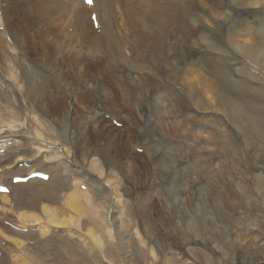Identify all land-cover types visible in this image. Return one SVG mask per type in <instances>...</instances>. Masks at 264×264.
<instances>
[{"label":"bare ground","instance_id":"obj_1","mask_svg":"<svg viewBox=\"0 0 264 264\" xmlns=\"http://www.w3.org/2000/svg\"><path fill=\"white\" fill-rule=\"evenodd\" d=\"M207 1L211 3V7ZM190 5L197 11L196 15ZM257 12L261 13V16H257ZM91 13L96 15L97 29L93 27L90 20ZM246 19L252 22L247 23ZM258 19H264V0H93L92 6H86L83 0H0V151H2L0 153V184L7 186L9 190L8 194H0V232L6 236L4 241L0 234V264H4L3 258L8 255L9 258L14 259L12 262L14 264H24V262L29 264H196L197 262L222 264V260L229 261V264H261L264 260L262 258L264 257V233L258 226H255L257 230L252 238L250 236L249 242H247L248 239L245 240L246 238L241 240L244 242L242 249L248 251L246 257L239 258L238 251L229 238H227L228 246L219 243L220 237L216 229L220 221L217 214L226 213L230 216L229 203L232 207L235 202H224L220 194L217 196V191L210 198L208 195L212 194V191L206 195L207 197L203 194L200 203L195 201L196 204H191L185 214L188 217L189 232L195 233L198 237L204 234L206 228L202 229V226L205 224L207 230L213 229L211 235L218 243L211 246L207 243L208 240L204 239V242H201L207 246L201 247V250L191 247L188 250V247V261L183 260L176 252L178 257L172 256L175 254L172 253L170 245L165 244V246L164 243L158 242L161 240L158 239V235L152 230L153 227L151 228L147 220L152 219L156 206L155 199L161 205L160 208H163L164 204L169 210L174 209L175 206L180 209L184 206L188 208L187 198L189 200L191 198L190 194L188 195V191L191 192L188 190V184L185 188L179 189L175 195L173 190L163 189L164 187L160 186L154 188L155 185H148L150 187L145 194L143 189L128 185L133 175L128 176L129 173L124 174L122 171L136 168V163H128L126 148L123 144L133 156L144 159L147 156L146 147L139 146L136 139L132 138L135 137V131H131L130 139H125L122 135L123 138L121 136L120 140L119 135L113 130H104V128L106 124H109L114 129L124 130L129 127L128 119L135 118V114L131 112L123 122V119L98 109L95 113L101 120L98 122L99 126H96L101 132L103 130L109 132L110 146L105 145L106 147L93 151L95 149H92L94 146L91 148L92 140L89 136L85 138L86 135H82L78 139L76 129H72L75 125L72 113L68 111L59 113L60 103L67 109H74L75 106L80 105L84 108L96 109L97 106L87 99L91 97V93L99 94L107 103L108 101L113 103L116 96L112 95L109 100L110 95L96 87L98 82L94 75L97 83L86 85L87 89H84L83 86L71 84L60 71L49 73L34 66L35 63L32 62V56H35L34 58L59 56L61 60L74 56L75 66L78 69L76 73L80 74L79 64L85 62L79 63L78 61L81 60H78L79 57L105 56V64L113 60L119 71L139 69H134L138 71L136 76L146 83L145 80L148 77H145L143 72L154 65V56H177L175 53L177 47H173L177 43L178 45L185 43V49L191 56H196L199 52L198 54L203 56H219L227 60H236H232L234 64L231 68L232 77L238 74L240 78L248 76L253 79L252 83L245 85L246 95L240 94L237 89L222 95L217 83L213 80L208 81L209 89L207 90H198L184 80L182 90L189 96L196 94L197 100L193 106L200 110L201 114H214L223 109L224 112L219 121L224 125L228 123L225 121L226 113L230 115L229 124L233 127L232 129L229 126L230 138L234 142L244 144L240 148L236 147L237 155L231 152L237 157L234 162L235 167L240 171L244 167L243 171L257 169L258 181L246 182L244 175L238 173L239 170L233 168V165H231L233 169L229 168L232 173L236 172L235 182L237 183H234L229 175L227 180L230 183L233 182V185L237 184L238 191L235 192L242 195L238 197L239 199H245L243 201L245 207L257 204L264 222V145L256 144L253 147V155L257 158V162L250 164L251 166L248 165L253 161L247 151V148H250V144L247 143L249 136L241 127V124L245 125L252 133L264 140V101L255 99L254 95L264 92V72L261 71L264 70V28H261L260 24L253 28L252 24ZM192 24H198L200 29L209 32L211 41L202 37L205 36L204 31L200 32L201 36L194 30L191 35H188V28L191 29ZM198 25L195 29H198ZM258 26L260 29H257ZM223 29H227V35L225 49L222 50L221 42L224 36L221 31ZM171 47L174 48L173 51ZM251 57L253 61H248L246 73H242L239 61L245 62ZM101 61L104 60L101 58ZM31 62L33 65L30 64ZM2 63L5 64L4 67ZM88 63L93 64V61ZM158 66L159 73L164 77L166 72L163 69V61L159 58ZM104 68L102 69L106 71V74L118 73V70H114L112 66L108 68L109 70ZM256 72L260 73V76L253 77ZM110 75L100 79L108 82L100 87L107 92L112 87L120 90L119 93L116 91L117 100L123 102L125 89L122 88L126 86L121 80V84L119 81H113ZM149 76L153 86L147 83L144 84L143 89L165 88L170 84L168 78L156 82L152 74ZM94 79L91 77L88 80L92 83ZM230 81L239 84L235 78H231ZM118 83L123 85L121 89ZM251 95L253 96L250 98ZM143 97L144 92L141 91L138 99ZM161 101L156 97L153 106L159 105ZM117 104L121 108L124 106ZM138 115L142 124L149 123L143 114L138 113ZM113 122L119 123L120 126L115 128ZM2 125L7 127L6 130H2ZM96 126L93 125V127ZM83 129L88 135L90 128ZM198 130L201 131V128ZM224 131L225 129L220 133L223 135ZM185 132L187 133L188 130ZM80 142L81 146L78 148ZM136 149H141V153H135ZM169 151L171 153L173 150ZM219 152L218 150L214 154L217 155ZM175 157L176 153L173 152L168 160L160 164L165 172L171 173L172 166L175 164L172 159L175 160ZM258 164L261 165L259 168H257ZM220 171L221 169L213 170V174L208 171V180L214 183L213 178L222 175L223 172ZM33 172L48 174L49 178L47 181L32 179L26 183L12 184L14 177H26ZM145 175L147 178L148 174L145 173ZM128 186H130L129 193ZM210 187L216 188L215 185ZM228 187L227 184V190ZM231 187L234 188L232 185ZM221 191H223L222 187ZM246 191L253 192V196H248ZM86 197H90V200H84ZM162 198L165 199L164 203ZM144 203L151 207L146 212L150 216L148 219L143 214ZM147 204H145L146 207ZM6 205L9 206L7 210L11 214L5 213L8 212L5 211ZM253 207L250 209L257 214ZM199 209L202 211L201 216L197 213ZM191 211L194 212L190 214ZM204 211L209 217H213V221L207 222L206 214L203 217ZM4 222L8 225H4ZM198 225H202L199 233H197ZM179 233L184 234L181 228ZM191 242L190 238L188 246H191L189 245ZM35 243H38L39 247H32ZM49 247L53 250H48Z\"/></svg>","mask_w":264,"mask_h":264},{"label":"rangeland","instance_id":"obj_2","mask_svg":"<svg viewBox=\"0 0 264 264\" xmlns=\"http://www.w3.org/2000/svg\"><path fill=\"white\" fill-rule=\"evenodd\" d=\"M188 1H190V0H188ZM207 2L210 3L209 1H207ZM190 6L192 8V5H190ZM209 7H211V3L209 5ZM209 7H208V10H209ZM192 10H193V8H192ZM193 12L196 15L197 11L195 9L193 10ZM256 15L261 16V13L257 12ZM245 22L251 23L252 21H249L246 19ZM252 24H253V28L255 27V25H259V24H260V26H262L261 28H264V19L255 20V21H253ZM196 25H198V24H192V28L191 29L188 28V35L192 34V30H194V32H196L198 35H200L201 31L205 32V30L200 29L201 27L199 25H198L199 26L198 29H195ZM257 29H260V27L258 26ZM123 32H124V30H123ZM221 33L224 36V38L221 42V47L223 50V49H225L224 45H225V40H226V35H227V29H223L221 31ZM208 35H209V32L206 31L205 36H202V37L204 39L206 37L205 40L209 39V41H211V35L210 36H208ZM184 44L179 43V45H178V43H177V44L173 45V47L174 46L177 47V49L175 51L177 56H154V58H155L154 65L150 66V68L148 70H145L143 72L144 76L148 77L145 80L146 83H144L143 80H140L138 78V76H136L137 72H138L137 70H139V69L133 68V69H130L126 72L119 71L117 69V65H114L115 62L113 60H109V62L107 61L105 64V58H104L105 56H101V57L97 56L96 58L94 56L93 57L92 56H85V57L81 56V57H79L78 60L79 59H81V60L85 59V61H81V60L78 61L79 63L85 62L84 64H82V63L79 64L77 62V64H79L80 68H81L80 74L76 73V72H78V69L75 66L76 58L74 56H70L69 57L70 59L68 58L66 60L59 59V56H56V57L55 56H52V57L51 56H36V58H34L35 56H32V62L35 63L34 66H37L41 69H44L49 73H57L60 71L62 73V76H65L66 78H68L71 84L78 86V87L83 86L84 89H87V87H85L86 85H92L93 83L96 84L98 82L96 84L97 85L96 87L100 91H102L104 93H108L110 95L108 97L109 100H111L110 98H112L111 97L112 95L116 96V100L113 101V103L111 101H108V103H107L104 101V98H101V96L99 94L91 93L90 94L91 97H88L87 99L89 100V102L91 104H95L97 106L96 109L94 107L84 108L82 105L75 106L74 109H67L64 104L60 103V107H59L60 112L59 113L66 112V111L72 113V116L75 119V125H73V126H76V127H73L71 125L72 129H76V131L79 135L78 139L82 135H86L85 138H87V136H89L90 140H92V141H90L91 148H92V146H94L92 149H95L93 151L100 150V148L106 147L108 145L110 146V144H109L110 141L108 142V140H109V134L108 133L109 132L108 131L104 132V130H113L116 134L119 135L118 139H120V140H121L122 135L125 137V139H130V137H132L131 131H135V134H134L135 137H132V138H134V140L136 139L139 146L146 147L147 156L145 159L143 157H140V156H133L132 152L125 146V144H123L124 147L126 148L128 163L129 164L130 163H136V168L134 167V168L128 169V171L123 170L124 172L122 171V173H124V174L129 173L128 176L133 175L132 176L133 178L130 179V182L128 185H133L136 188L143 189L145 194L148 193V189L150 186L155 185L154 188L156 186H160L162 188L164 187L163 189L169 188L170 191L173 190V193L175 195V194H177V191L179 189L185 188V186L188 184V190L191 191V192L188 191V195L190 194V196H191L190 200H189V198H187L188 208L186 206H184V208L180 209V208H176V206H175L174 209L169 210L168 206H166L165 204L163 205L164 206L163 208H160L161 205L155 199L154 201L156 203L155 202L154 203L156 204V206H155V210L152 214V219L147 220L148 224L151 226V228L152 227L154 228V229L152 228V230L158 235V239L161 240L158 242H160V244L164 243V245L166 244L167 246L170 245L169 247H171L170 249H171V251H173L172 253L175 254L172 256H177V254H178V256L181 257L183 260L188 261V259H189L188 250H190L191 248H196V250L197 249L201 250L202 249L201 247H205V245H206L205 243H203L204 239H207L208 240L207 243L211 246L218 243L216 241V238L213 235H211V234H213L212 233L213 229L208 228V230H207V227L205 226V224H203V226L198 225V229H197L198 230L197 233H199V232H201V226H202V229L206 228L204 234L202 233L200 236L197 237V235L195 233L189 232L187 229V223H188L187 218L188 217L185 214V211L187 212V210H189V206L191 204H196L195 201H199V203H200V201L203 198V194H205V197H207L206 195H208L212 191V194L208 195L210 198V197H212L211 195H213V193H215L217 191V196L220 194V197L222 196L224 202H226V203H229L232 201L235 202V205H233L232 207L230 206V203H229V209H230L229 214H230V216L226 213L217 214V216L219 217L218 220L220 221V225L216 229V233L220 237L218 239V241L222 245L228 246L229 244L227 242L228 241L227 238H229L230 242L236 247L238 254H239L238 255L239 258H243V257H246L248 255L247 254L248 251L242 249L244 247V244H243L244 242H242L241 240H244L246 238L245 240L248 239L247 242H249V240L255 235V232L257 230L255 228V226H258L259 230H261L264 233V222H263L262 216H260L258 206H256L257 204L253 205V203H252V205L254 206V207L252 206L254 208L253 210L257 212V214H255L250 209L252 207H247V206L245 207V205L243 203V201L245 199L241 200L238 198L240 196L242 197V195L235 192V191H238V190H236L237 184L233 185L234 183H237V181L235 182V173L236 172L232 173L231 169H233L235 167L234 162L237 160L236 159L237 157L233 156L231 154V152H235L234 154L237 155L238 154L237 148L242 147L244 144L234 142L230 138V133H231L230 131H231V128L233 129V127L229 124L231 122V117L228 113H226V115H225L226 116L225 121L228 122V123H225V125L223 122L219 121L221 118V115L224 112L223 109H220L219 112L214 113V114L213 113L201 114L200 110L195 109L193 106L195 101L197 100L196 94L189 96L186 92L183 93L182 88L184 87L183 81L187 80V83L190 84L192 87H194L198 90H207V89H209L208 88L209 87L208 81L213 80L217 83L218 89L222 95L232 91L233 89H237L240 94L246 95L247 91L245 89V85L252 83L253 79L248 77V76H243L242 78H240L238 74L236 77H235V75H234V77H232L233 72H232L231 68H232V65H234L233 61H236V60H234V59H232L233 61L230 59L227 60L226 58H220L219 56H203V55L198 54L199 52L197 53L196 56H191V55H188V51L185 49L186 46ZM181 45H184V46H181ZM180 46L182 48H180ZM173 47H171L172 51L174 49ZM53 57H55L56 59ZM57 57H58V59H57ZM71 57H72V59H71ZM86 57H88V58H86ZM89 57H92V58H89ZM229 57H233V56H229ZM101 58L104 61H101ZM158 58L163 61V69L166 72V75L164 77L159 73ZM51 60H53V61H51ZM72 60H74V61H72ZM86 60H88V62L93 61V64H89ZM217 60L219 62H217ZM248 61H253V58L251 57L249 60H247L245 62L243 60L239 61V63H240L239 68H240L242 73H246V70H247L246 64L248 63ZM32 62L30 64L33 65ZM73 62H74V64H73ZM97 63H99V64H97ZM0 64H1V61H0ZM53 64L54 65L56 64V65L54 66ZM96 64H97V66H96ZM2 65L4 67L5 64L2 63ZM90 65H92V66H90ZM81 66H83V67H81ZM98 66H100L102 68L106 67L104 69H107V70H109L108 68H110L112 66L114 70H118V73L112 74V75L106 74V71H104L102 68H100ZM236 67L238 68V66H236ZM90 68H92V69H90ZM134 69H137V70H135L136 72L134 71ZM263 69H264V65H263ZM64 70H65V72H64ZM103 71L105 74L104 73L101 74ZM261 71L264 72V70H261ZM29 72H31V71L29 70ZM92 72L95 74H93ZM31 73H33V72H31ZM127 73H130L132 75V77H130L131 76L130 74L127 75ZM150 74H152L155 77V79L157 80L156 82H159V81L164 80L165 78H168L170 81L169 86H167L165 88L163 87V88H154V89H151L152 87H150L149 90L146 88L143 89L145 87L144 84L146 85L147 83H150L151 86H153L152 80H150L151 79L149 76ZM93 75L95 76V78H97V80L94 79ZM101 75H103V76H101ZM106 75H110L112 77V80L114 79L113 81H119L120 82V80H121L123 85L126 86L124 88L123 85H120L121 82H120V84L118 83V85L120 87L119 89H121V86H123L122 89H125V94H124L125 100L123 102L117 100V95L120 92V90H117V89L115 90V88L112 87L107 92L101 88L102 87L101 85L108 84L107 81L103 80L104 81L103 82L102 80H100V79H104V77ZM114 75H116L117 77ZM133 75H135V76H133ZM188 75H190V77H188ZM257 76H260V73L256 72V75L253 77H257ZM91 77L94 79L93 80L94 82H92V83H90L88 80ZM129 77H130V79H129ZM118 78H119V80H118ZM231 78H235L236 80H238L239 84L232 83L230 81ZM133 79H135L137 82L134 81ZM127 83H130V84H127ZM139 84H140V86H139ZM155 84L157 85V83H155ZM133 85H135L137 88ZM254 86L256 87V85H254ZM138 87H140V89ZM141 91L144 92V97L142 99H138V95L141 94ZM209 91L211 93V90H209ZM254 95L256 96L255 99H258V100L260 99V100L264 101V92H260L258 94H254ZM252 96L253 95H251L250 98ZM156 97H158L163 102L161 101L159 103V105L153 106V104L156 100ZM242 98H244V97H242ZM116 102L123 104L124 106L121 108ZM106 103L108 106L107 108H106ZM110 103H112V104L110 105ZM168 107H169V109H168ZM199 107L201 108V106H199ZM263 107H264V104H263ZM257 108H260V107H257ZM98 109L106 111L109 114H113L114 116H116L117 118H119L121 120L123 119V122L126 121V117H128L131 112H133L135 114V118L132 117V118L128 119L130 122L129 127L124 128V130L114 129L109 124H106L103 132H101V130L98 129V126H99L98 122L101 119H99L97 114L95 113ZM110 110H112V111H110ZM138 113L143 114L148 119L149 123L143 122V124H142V121H141ZM91 115H93L96 119ZM83 118L84 119L86 118V119L84 120ZM89 118H91V120ZM95 122H97L98 124H96ZM93 125L94 126L98 125V126L93 127ZM113 125L115 126L116 123L113 122ZM2 126H3L2 130H6L7 127L5 125H2ZM86 127L90 128L88 135H87V132L85 133V131L83 129ZM227 127H228L229 131L227 130ZM241 127L244 130L245 134H247L249 136L247 138V143H248V145L250 144V148H247V151L250 155V158L253 160L252 162L248 163V165H250V164H253L254 162H257L256 161L257 158H255V156L253 155L254 154L253 147H255L256 144L264 145V142H263L264 140H262V138L260 136H257L254 133H252L250 131V129L245 127V125L241 124ZM94 128H97V129L95 130ZM115 128H116V126H115ZM198 128H201V131H199ZM79 129L81 131H79ZM223 129H225V131L223 132L224 134L222 135L220 132ZM185 130H188V132L186 133ZM246 130H248V131H246ZM163 131H165V132H163ZM225 132H227V133H225ZM165 133L168 136L165 135ZM123 136H122V138H123ZM169 136H170V138H167ZM223 136H224V138H223ZM103 138H105V139H103ZM263 139H264V137H263ZM98 145H99V147H97ZM80 146H81V142H80V145L78 146V148H80ZM169 150H173L171 152L172 154H173V152L176 153L175 160L172 159V162L174 161V163H175L173 166L178 167V169H176L177 167L175 168L172 166L171 173L165 172L160 166L161 163H163L165 160H168V158L172 155ZM218 150L220 152L217 153V155H215L214 153L217 152ZM241 152H242V150H241ZM135 153L140 154L141 149H136ZM169 154H170V156H169ZM181 165H182V167H181ZM231 165H233V168L231 167ZM19 166L21 167V164H19ZM260 166L261 165L258 164L257 168H259ZM244 168H241V171H240V169H236V167H235L236 170H239L238 173H240L241 175H244L246 182L256 183L258 181L256 178V176H257L256 172H258V171H256L257 169L256 170L255 169H252V170L246 169L243 171ZM220 169H221L220 172H223L222 175H220V176L217 175L218 177L216 176L213 178L214 181L213 180L212 181L215 184L210 182L208 180V177H207V172L210 171L213 174V170H220ZM149 171H151V172L149 173ZM145 173L148 174L147 176L149 177V179H148V177L146 178ZM151 175H153V176H151ZM228 175L233 178L234 183L228 182V180H227V179H229ZM220 177H222V178H220ZM217 178L218 179L220 178L221 180L220 179L218 180ZM224 179H226L227 181ZM147 180H148V182H147ZM222 180H224V181H222ZM224 182L225 183L227 182L226 185ZM150 183H152V184H150ZM145 184H146V186L150 185V186H148L147 190H146ZM227 184L229 186L228 190H230L229 188L231 187V185L234 186V188L231 187L230 191H232V192H230L226 189ZM211 185H215L216 188H211L210 187ZM218 185H221V186H218ZM221 187H222V190L224 191V192L221 191L222 193L220 192ZM127 188H128V193H129L130 186H128ZM208 188H210V190ZM223 188H225L227 191L224 190ZM232 189H234V191ZM145 191H147V193ZM246 192H247L248 196H253V194H252L253 192H251V191H246ZM248 192H250V193H248ZM263 196H264V194H263ZM84 200L89 201L90 197H86V198H84ZM162 201L164 203L165 199L162 198ZM236 203L237 204L240 203L239 204L240 206L237 205ZM145 204H147V203L143 204V214L146 216V219H148V217H150V216H148V214L146 212L149 211L150 210L149 208H151V207L148 204L146 207ZM240 208H241V210H240ZM7 209H9L8 205H6L5 211H8ZM160 211H161V213H160ZM193 212L194 211H191L190 214H192ZM5 213L11 214L10 211L5 212ZM197 213H198V216H201L202 215L201 209H199V211ZM204 214H206V211H204L203 217H204ZM206 216L208 218L207 222L213 221V217H209L207 214H206ZM215 222H216V220H215ZM4 225H5V222H4ZM211 225L213 226L214 224H211ZM221 225H223V226H221ZM176 226H178V227L174 228ZM2 228L10 230L9 228H4V227H2ZM179 228L182 229V232H184L185 235L179 233ZM246 231H248V232H246ZM244 232L246 234H243ZM0 234H1V232H0ZM239 235H240V237H239ZM3 236L4 235L1 234L2 240L6 241V239H5L6 236H4V237ZM221 236H222V238H221ZM250 236H251V238H250ZM190 238H191L192 242L189 244L191 246H188V240ZM240 238H243V239H240ZM237 239H238V242H236ZM79 240H81V239H79ZM201 241H203V242H201ZM32 247H39V244L35 243ZM188 247H189V249H188ZM51 248L52 247H49L48 250L49 249L53 250V248L52 249ZM174 250H176V251H174ZM8 256L3 258L6 261V262L4 261V264H14V263H12L14 261V259L9 258L10 256L9 257ZM262 258L264 259L263 256H262ZM256 259H258V258H256ZM222 261H223L222 264H229V261H227V260H222ZM261 262L264 264V260ZM17 264H20V263H17ZM24 264H29V263L24 262ZM196 264H202V262H197ZM203 264H205V263L203 262Z\"/></svg>","mask_w":264,"mask_h":264},{"label":"snow or ice","instance_id":"obj_3","mask_svg":"<svg viewBox=\"0 0 264 264\" xmlns=\"http://www.w3.org/2000/svg\"><path fill=\"white\" fill-rule=\"evenodd\" d=\"M89 2H90V0H89Z\"/></svg>","mask_w":264,"mask_h":264}]
</instances>
